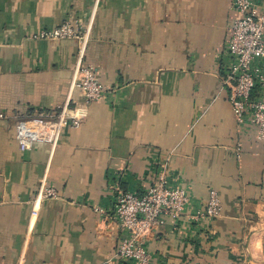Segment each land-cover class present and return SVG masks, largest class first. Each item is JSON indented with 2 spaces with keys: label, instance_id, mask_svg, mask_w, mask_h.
Segmentation results:
<instances>
[{
  "label": "crops",
  "instance_id": "1",
  "mask_svg": "<svg viewBox=\"0 0 264 264\" xmlns=\"http://www.w3.org/2000/svg\"><path fill=\"white\" fill-rule=\"evenodd\" d=\"M231 2L0 0V264H125L106 215L165 162L193 205L216 189L223 211L167 218L151 264H264V140L238 126L224 84ZM67 19L91 24L81 61L110 93L56 147L21 150L18 118L86 103L71 89L78 41L33 37ZM43 181L55 197L37 199Z\"/></svg>",
  "mask_w": 264,
  "mask_h": 264
},
{
  "label": "built area",
  "instance_id": "2",
  "mask_svg": "<svg viewBox=\"0 0 264 264\" xmlns=\"http://www.w3.org/2000/svg\"><path fill=\"white\" fill-rule=\"evenodd\" d=\"M231 5L237 15L226 46L229 64L224 84L229 88V100L238 126L243 130L255 128L257 138L264 140V3L232 0ZM90 29L91 24L82 26L67 19L54 28L34 34L36 39L78 41L80 61L73 74L71 89H79L86 103L73 107L65 104L55 113L18 118L15 131L21 150L31 149L37 144L56 147L64 126L68 122L78 126L88 117L89 104L104 99L110 93V88L99 79L94 68L81 61ZM55 196V188L43 181L37 199ZM192 202L191 189L171 177L166 162L157 176L144 182L142 192L120 191L110 214L106 215V219L120 232L117 257L125 264H151L149 243L167 218L180 226L204 225L222 214V200L216 189H210L208 198L199 205Z\"/></svg>",
  "mask_w": 264,
  "mask_h": 264
}]
</instances>
